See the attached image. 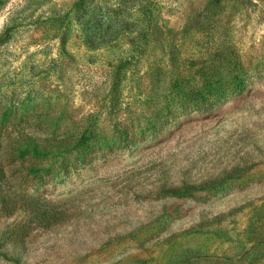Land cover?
Here are the masks:
<instances>
[{"label":"rangeland","instance_id":"1","mask_svg":"<svg viewBox=\"0 0 264 264\" xmlns=\"http://www.w3.org/2000/svg\"><path fill=\"white\" fill-rule=\"evenodd\" d=\"M78 3L0 0V167L24 207L0 264H264V0ZM215 86L211 109L181 99ZM26 139L55 155L17 159Z\"/></svg>","mask_w":264,"mask_h":264},{"label":"trees","instance_id":"2","mask_svg":"<svg viewBox=\"0 0 264 264\" xmlns=\"http://www.w3.org/2000/svg\"><path fill=\"white\" fill-rule=\"evenodd\" d=\"M215 6H218L220 4V0H212ZM84 0H79V3L77 4L78 7L81 6V3H83ZM81 26L86 27V22L81 21ZM85 30V29H84ZM86 31V30H85ZM84 36V44L87 48L95 49V46H93L92 39H97L99 44L106 43L107 40H105L104 36L101 34H98L96 37H92L89 32H85ZM8 37V36H7ZM108 43V42H107ZM214 58L211 61L210 64L213 66ZM222 69H219L217 67H213V70H211L209 73L207 72L205 74V78H221L222 76H232L233 70L229 66V68H226L224 70V74L222 75L221 71ZM219 73H218V72ZM226 93V90L222 88L211 87V88H203V87H187L185 89H181V99H186L189 102L195 103V104H202V105H208L206 110L211 109L214 105L212 102V99H214L217 96H224ZM90 136L83 135L81 137V140L75 145V148L77 147H86L90 141ZM54 144V143H53ZM53 144L50 146L49 144L47 146L53 147ZM58 149H62L61 151H67V149L63 146L60 147V143H56ZM24 149H18L16 153L17 159H23L28 154L34 157L38 158H46L50 155H55L50 150L51 148L41 146L40 144L36 143L32 139H26L24 142ZM60 151V150H59ZM28 171L32 174H36L40 171V169H28ZM236 171L229 172L225 176L221 177L220 179H214L209 180L204 183L195 185V184H182L179 187H170L165 188L162 190V192L165 195L178 197V198H184L192 196L195 193L198 192H206L214 190L218 187H220L224 182L230 181L233 179H237L238 173H235ZM26 199V198H25ZM21 200L24 201V198L21 197ZM19 200L16 198V193L11 190V187H9V182L5 179V175L3 170L0 167V220L3 216H10L15 211L20 210L23 207V204H18ZM27 206L29 208H32L33 212L35 214H39L41 209V206L38 204H35V201L28 202ZM24 208V207H23ZM44 212V211H42ZM4 258L6 256L4 254H0Z\"/></svg>","mask_w":264,"mask_h":264}]
</instances>
